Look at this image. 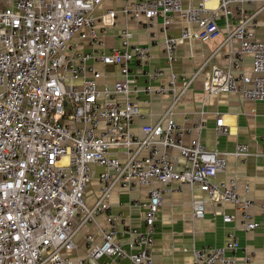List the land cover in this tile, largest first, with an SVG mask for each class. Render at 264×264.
<instances>
[{"label":"built area","instance_id":"1","mask_svg":"<svg viewBox=\"0 0 264 264\" xmlns=\"http://www.w3.org/2000/svg\"><path fill=\"white\" fill-rule=\"evenodd\" d=\"M256 1L263 4L251 13L246 5ZM104 3L11 0L0 6V264H99L104 256L109 258L104 264L123 259L154 264L157 219L163 194L173 182L199 186L213 203L239 205L246 230L261 225L249 213L252 199L240 197L235 177L214 180L226 172L230 157L246 159L252 154L249 144L237 142L233 150L220 151L208 149L199 136L185 143L175 105L203 67L179 74L172 66L182 41L212 39L221 30L218 18H226L229 25L236 10L237 24L228 28L227 41L238 38L240 47L231 50L229 67L211 65L204 90L208 95L238 92L245 99L264 101V38L255 37L264 0ZM158 18L160 29L149 44L135 43L128 22L151 28ZM175 23L182 29L179 36L169 32ZM112 29L118 44L109 47L106 36ZM155 45L163 47L168 80L138 86L131 62L148 65ZM248 54L253 57V74L236 72ZM207 59L206 63L211 57ZM104 65L118 67L120 77L112 84L100 82L109 75L101 69ZM164 73L158 67L149 75L159 79ZM140 92L171 95L159 119L142 125V134L133 128L143 116ZM216 124L218 133L230 132L222 115ZM180 158L185 163L180 165ZM94 179L97 198L89 203L87 190ZM117 186L129 192L147 187L145 200L132 199L144 207L143 228L119 229V221L126 223L111 200ZM205 205V200H193L192 217L202 216ZM101 214L108 227L98 222ZM91 224L100 240L88 234L87 255L72 256L77 235ZM119 233L129 235L127 246ZM239 247L235 233L223 245L194 247L193 264H252L250 251L242 260L237 258Z\"/></svg>","mask_w":264,"mask_h":264},{"label":"crops","instance_id":"2","mask_svg":"<svg viewBox=\"0 0 264 264\" xmlns=\"http://www.w3.org/2000/svg\"><path fill=\"white\" fill-rule=\"evenodd\" d=\"M197 3L200 0H192ZM123 0H105V5L121 4ZM9 5L11 0H0L1 4ZM214 4V2H209ZM262 1H256L246 5L252 13L258 11ZM5 6V5H4ZM259 26L255 29V37L264 38V10L257 14ZM161 18L151 28L145 25L129 21V27L135 33V43L149 44L150 36L158 32L161 26ZM238 20L236 10L229 17V25L226 18H218L220 33L208 41L185 40L177 49L173 70L179 74H190L194 70L203 67L196 77L192 87L180 98L175 105V118L184 130V141H190L199 136L204 145L210 150L231 151L237 142H245L252 152L246 159L230 157L226 172L218 173L214 180L221 182L228 177H235L238 181V192L241 198H250L253 204L249 208L252 219L259 221L261 225L254 230H246L242 226L243 211L233 202L213 203L209 195L199 186L190 187L178 183L170 184L163 194V205L157 219L155 244L153 249L154 264H193V248L206 245H223L230 239V234L235 233L239 239L240 247L236 252L239 260H242L246 251L252 253V264H264V101L245 99L241 93L227 92L223 94L208 95L204 90V79L210 72L211 65L216 63L222 67H229L232 49L240 47V40L233 38L227 41L228 28L234 29ZM181 26L175 23L169 30L171 34L181 35ZM109 47L118 44L116 30L112 29L106 36ZM152 59L148 65H139L131 62V72L136 76L138 86L148 83H165L168 80V67L162 45H155L151 49ZM211 57L210 62L206 61ZM252 55L244 58L241 68L236 72H252ZM164 69V76L159 79L152 78L149 74L155 68ZM101 68V66H100ZM101 69L109 75L102 79L101 84H112L119 76L118 67L104 65ZM171 101L170 94H154L140 92L139 104L143 116L136 119L133 128L138 134H142V125L153 123L159 119ZM222 115L224 122L230 128L229 133L217 132V117ZM201 125L200 128L198 126ZM171 154H176V149H170ZM120 154H123L121 151ZM179 164L185 163L180 158ZM99 170L101 167H97ZM157 185L163 183L156 181ZM248 185V188H247ZM98 183L94 179L88 186L87 200L93 203L97 198ZM148 197L147 187H138L129 192L121 186H117L112 193V203L116 211L121 210L125 223L119 221L118 227L124 230L125 226H137L143 228L144 207L133 204L132 199L145 200ZM195 199L206 201L205 211L202 216L192 217V202ZM226 215H233L232 220H226ZM98 222L103 227H108L105 214L98 217ZM92 234L100 240V234L94 224L85 226L77 235L78 247L70 253L74 257H84L89 252L86 246V236ZM118 238L128 245L129 235L119 233ZM104 256L99 264L108 261ZM118 264H129L127 259Z\"/></svg>","mask_w":264,"mask_h":264},{"label":"rangeland","instance_id":"3","mask_svg":"<svg viewBox=\"0 0 264 264\" xmlns=\"http://www.w3.org/2000/svg\"><path fill=\"white\" fill-rule=\"evenodd\" d=\"M1 5H7L6 3H3V4H1Z\"/></svg>","mask_w":264,"mask_h":264}]
</instances>
